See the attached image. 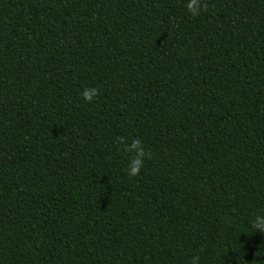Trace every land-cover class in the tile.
<instances>
[{
    "label": "trees",
    "instance_id": "16d2710c",
    "mask_svg": "<svg viewBox=\"0 0 264 264\" xmlns=\"http://www.w3.org/2000/svg\"><path fill=\"white\" fill-rule=\"evenodd\" d=\"M187 2L0 0V264H264V0Z\"/></svg>",
    "mask_w": 264,
    "mask_h": 264
},
{
    "label": "clouds",
    "instance_id": "9594fccd",
    "mask_svg": "<svg viewBox=\"0 0 264 264\" xmlns=\"http://www.w3.org/2000/svg\"><path fill=\"white\" fill-rule=\"evenodd\" d=\"M185 7L187 8V10H190L192 15H196L200 11V0H188ZM81 95L83 96V99L85 101L90 102L96 96V89L95 88L85 89L81 93ZM124 148L126 152L135 153V157L132 158L130 161L128 174L130 176L137 175L142 164L141 157L145 155L141 142L139 139H134L131 144L125 145ZM252 225L254 228L260 231H264V214L256 215L254 220L252 221ZM191 264H196L195 258H193Z\"/></svg>",
    "mask_w": 264,
    "mask_h": 264
}]
</instances>
